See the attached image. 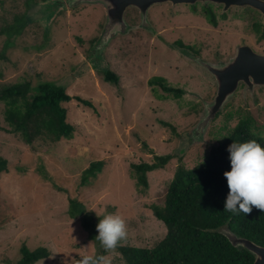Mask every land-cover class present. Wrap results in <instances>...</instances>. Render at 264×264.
Returning a JSON list of instances; mask_svg holds the SVG:
<instances>
[{
  "label": "rangeland",
  "instance_id": "374dc122",
  "mask_svg": "<svg viewBox=\"0 0 264 264\" xmlns=\"http://www.w3.org/2000/svg\"><path fill=\"white\" fill-rule=\"evenodd\" d=\"M25 1L0 0V88L29 81L36 93L38 85L48 81L91 100L93 107L76 99L64 103L68 120L77 127L74 138L31 145L11 132L0 101V156L9 161V172L0 174V258L20 259L23 245L49 249L51 255L36 264H79L85 255L98 256L103 247L90 240L81 217H71V199L102 218L120 215L127 231L122 246L152 248L167 227L151 205L161 204L177 167L202 162L243 118L251 117L264 136L263 90L257 99L252 97L256 104L250 100L249 108L237 93L213 121L207 142L190 144L203 102L213 100L217 90L198 58L228 62L249 34L222 22L217 30L204 22L197 28L188 6H157L151 11L157 28L152 25L162 34L141 30V18L133 15L129 20L135 26L112 40L96 67L93 48L107 14L102 6L80 5L52 14L47 6L53 0H30V7ZM173 16L178 30L173 29ZM21 24L25 26L19 32ZM180 37L198 44L202 53L175 49L171 43ZM108 70L117 74L118 82L106 79ZM156 76L186 94L175 99L153 89L150 80ZM168 155L174 158L166 167L149 172L148 186H139L132 164L154 163ZM95 161L105 162L102 171L85 179ZM104 257L108 264H126L117 249L105 251Z\"/></svg>",
  "mask_w": 264,
  "mask_h": 264
},
{
  "label": "trees",
  "instance_id": "16d2710c",
  "mask_svg": "<svg viewBox=\"0 0 264 264\" xmlns=\"http://www.w3.org/2000/svg\"><path fill=\"white\" fill-rule=\"evenodd\" d=\"M45 1L49 0H43V3ZM25 2L30 7V0ZM32 2L36 3L37 0ZM17 22H21L19 18ZM24 26L20 25L19 32ZM179 45L183 44L179 42ZM105 77L108 81H119L117 74L110 70L105 72ZM150 83L153 89L160 88L175 99L186 94L185 89L169 85L162 76L152 78ZM72 99L93 107L91 100L72 96L67 87L48 81L40 83L36 93H32V83L29 81L0 88V101L5 103L4 117L11 132L19 133L31 145L37 141L58 143L62 139L74 138L77 127L68 120V110L64 106ZM262 133L263 130L254 124L251 117L243 118L220 143L212 146L202 162L193 167L179 165L161 204L151 205L154 215L167 227L165 237L152 248L122 246L120 243L117 250L122 254L123 261L126 264H254L255 257L245 249L234 247L226 236L218 232V228L229 225L239 235L264 246V211L254 206L249 214L224 210L229 193L224 173L231 170L227 149L233 142L251 140L264 146ZM173 158V155H168L157 157L154 163H133L138 185L148 186V173L165 168ZM104 165V161L91 163L84 178L96 176ZM6 172H9V161L0 156V174ZM70 204L71 217H81L90 240L94 241L102 216L93 209L87 210L77 199H71ZM20 253V263L27 264H35L51 255L45 246L31 249L23 245ZM104 255L105 249L101 248L98 256Z\"/></svg>",
  "mask_w": 264,
  "mask_h": 264
},
{
  "label": "water",
  "instance_id": "95a60500",
  "mask_svg": "<svg viewBox=\"0 0 264 264\" xmlns=\"http://www.w3.org/2000/svg\"><path fill=\"white\" fill-rule=\"evenodd\" d=\"M173 2L174 4L188 2V0H53L50 6L60 4L61 8H75L80 5H100L106 12V21L100 37L94 45L97 59L104 58V52L112 40L118 35L127 34L131 30L125 18L128 8L134 7L141 13L139 27L156 32L149 19L150 9L157 4ZM236 5H253L264 12V0H234ZM94 55V53H93ZM198 63L206 68L216 82V94L213 100H205L199 121L190 134V144L207 142L210 127L225 107L236 95L239 84L244 82L247 91L254 96L256 86H264V54L251 49L239 48L228 62H212L198 58ZM218 232L226 236L232 245L238 249H245L254 257V264H264V246L236 233L229 225L218 228Z\"/></svg>",
  "mask_w": 264,
  "mask_h": 264
},
{
  "label": "clouds",
  "instance_id": "9594fccd",
  "mask_svg": "<svg viewBox=\"0 0 264 264\" xmlns=\"http://www.w3.org/2000/svg\"><path fill=\"white\" fill-rule=\"evenodd\" d=\"M231 170L226 171L229 193L224 210L249 214L253 206L264 211V146L256 140L233 142L227 149ZM96 240L105 251H115L126 239V223L118 214H108L97 225ZM79 264H108L104 256L85 255Z\"/></svg>",
  "mask_w": 264,
  "mask_h": 264
},
{
  "label": "flooded vegetation",
  "instance_id": "af4514ba",
  "mask_svg": "<svg viewBox=\"0 0 264 264\" xmlns=\"http://www.w3.org/2000/svg\"><path fill=\"white\" fill-rule=\"evenodd\" d=\"M233 1L234 0H188V2L177 3V4H174L173 2H166L163 4L154 5L149 11V19L151 23H154L155 25V22L152 19L151 11L157 6L168 5L170 6V9L178 8V6H184V7L188 6L190 15L192 16L190 17L191 20L194 19L198 21V23H196L197 28H201V27L203 28V25L205 23L210 27L211 26L214 27L213 29L217 30L219 23L222 22L224 24L232 25L237 31V33L242 32V29H243L245 32L249 34V36L245 40L243 38V40H241L237 44L236 51H238L239 48H245L247 52L251 49L252 51L256 53L264 54V12L261 9L253 5H243V6L236 5V4L231 3ZM184 7L182 9L180 8L178 9L183 10ZM59 8H60L59 5H56V4L53 6H47V9L50 10L52 14H55V12H58V10L59 11L66 10V9H62V8L59 9ZM133 15L139 16V20H140L141 18L140 11L134 7H131V8H128L125 13V18L127 22L130 23L129 18ZM154 16L158 17V13H154ZM173 17L174 18L171 17L174 23L173 29L178 30L179 28L176 23V18H175L176 16H173ZM165 18H167V16H165ZM162 20L166 22L164 18ZM170 24H172V22ZM130 25L135 26L131 23ZM155 27L157 28L156 25ZM141 30H144L150 33V31L147 29H141ZM174 33H176V31H174ZM153 34L157 36L162 33L161 32L158 33V31L156 30V32ZM120 36L122 35H119L118 37ZM179 42L183 45L178 46ZM171 44L174 45L175 49L179 47L182 53L184 52L189 53V51H192V53H194L195 55H198L196 51H199L200 53H202L201 52L202 47L198 48V44H195V43L188 44L181 37L175 39ZM211 61H217V59L211 60ZM218 61L223 62L221 60H218ZM91 62L97 67L103 61L100 62V59H97V57L95 56ZM246 89H247V85L244 82H241L239 84L236 94L241 93V95L244 98L245 103L247 104V108H249L248 104L250 100L254 103V99L252 98L253 95L251 94V91L245 92ZM263 90H264V86H256L254 88V96L256 97V99H257V95ZM254 104H256V102ZM186 142H187V146H191L189 144V137L186 138ZM21 259L22 257L20 259H14L11 257L0 258V264H27V262L20 263ZM37 262H35V264Z\"/></svg>",
  "mask_w": 264,
  "mask_h": 264
}]
</instances>
